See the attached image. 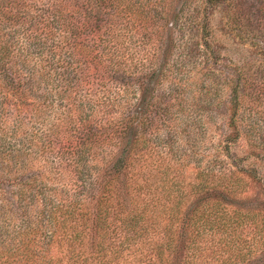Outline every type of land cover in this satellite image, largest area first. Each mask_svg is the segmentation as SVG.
Instances as JSON below:
<instances>
[{"label": "rangeland", "instance_id": "obj_1", "mask_svg": "<svg viewBox=\"0 0 264 264\" xmlns=\"http://www.w3.org/2000/svg\"><path fill=\"white\" fill-rule=\"evenodd\" d=\"M87 2L67 0L71 16L39 23L38 31L29 19L10 24L16 45L31 27L46 37L15 83L0 81V244L20 240L25 219L35 232L41 226L42 202L27 212L15 206L22 179L68 205L89 188L73 152L90 150L89 178L96 180L119 146L138 137L147 147L139 144L105 205L107 251L132 235L125 218L148 208L146 234L138 232L136 245L124 243L122 258L110 255L109 264H264V0ZM35 5L55 13L47 0ZM153 73L160 79L144 93L141 84ZM135 114L141 123L129 126L124 120ZM125 128L134 129L122 137ZM226 169L235 174L218 173ZM162 190L180 195L178 221H166ZM200 201L201 208L218 204L220 217L212 216L213 229L192 233L185 222ZM62 249L55 260L67 264ZM5 259L1 254L0 264Z\"/></svg>", "mask_w": 264, "mask_h": 264}, {"label": "trees", "instance_id": "obj_2", "mask_svg": "<svg viewBox=\"0 0 264 264\" xmlns=\"http://www.w3.org/2000/svg\"><path fill=\"white\" fill-rule=\"evenodd\" d=\"M37 1L38 0H0V81L2 82L10 84L15 83V75L17 76L19 73L20 75L22 74L21 71L25 70L24 67L27 61L30 60L29 57L31 54H33L31 49L36 43V46H41L42 39L46 37L40 34H34V32L31 31V27V29H29L30 34L27 33L28 36L24 38L25 40L16 45L9 40L10 30L12 29L10 24H26L25 21L29 19L28 21H30L31 24L37 26L36 28L38 31L40 28L39 23H41L42 27H45L47 22H50L49 20L61 24V19L63 21L67 20L66 18L70 17L72 14L67 0H47L49 9H52L51 3L56 8L55 13L40 9L35 5ZM98 1L99 0H88L87 4L94 7ZM31 39L34 41L32 42ZM158 77L160 79V75L157 73L151 74V76L141 84V90L144 91V93H148L157 85ZM141 118V114H135L126 117L124 121H127L129 126L132 123L138 125V123H141ZM133 129L134 128H125L124 132L121 133L122 137H126ZM141 140L140 142L138 137H136L133 140H128L123 147L119 146L110 168L106 169V167L96 180H91L89 178V173L92 172V168H89L87 164L90 150H86L85 156L81 157H76L77 152H73L72 156L73 154L75 155L73 157L75 158V162L74 164L71 162V164L78 173L81 174L83 182L85 181L84 179H86L85 176H88L89 188L85 187L87 189L85 193L75 194L71 200L72 202L68 205L57 203L53 200L49 194L44 192L45 190H43L44 186L42 184L39 185L38 182H29L28 180L22 179L26 181V184L16 193L18 201L17 204L15 203V206L20 209L21 212H23V210L27 212L30 208L42 202L44 207L37 215V218L41 222V226H37V232H35L33 226L31 227L30 221L25 219L23 222V231H19L16 234L21 239L12 242V244H0V255L3 254L6 258V262L8 264H63L65 259L63 260L61 258L55 260V255H57L64 246L68 247L66 251L70 254L67 264H109L108 258L110 255L114 256L116 260L122 258L121 253L126 248V246L124 247L123 245L126 243L127 245H131L132 243L136 245L137 242L133 241L135 237L138 236V232L142 233L141 235L146 234V231L144 234L142 231L145 230L144 227L147 222L145 220H149V218H147V212L150 210L148 208L144 209L145 214L143 215H141V211L137 210L134 215L127 216L125 218L127 220L126 224L130 232H132V235L125 236L124 242H122L117 249L107 251L105 239L108 236L107 227L109 222L106 218L105 205L111 190L110 187H112L116 178L119 179L117 176L123 173L124 176L128 175V168L133 166V161H135L136 156L142 149L139 148V144H142L143 149L147 147L148 139L143 138ZM119 151L120 153L118 155ZM3 165L4 162L0 167ZM2 168L4 169V166ZM250 170L251 169H242L240 171L252 175L259 180L257 173L254 170ZM218 173L222 174V176H227L229 174L233 176L235 174V172L230 169L222 170ZM205 174L209 175L207 172ZM123 182L130 184L126 179H124ZM169 183L170 181L166 179V186ZM174 184L176 183H173V185ZM166 186L164 185L163 188L166 189ZM205 189L206 187L202 186V190ZM162 192H164V197L166 199V221H178L180 219L182 204L180 195H174L173 192L175 191L170 190H162ZM83 198H85V200H83ZM160 199L161 198L158 197L157 200L153 202V206L158 205L159 203H156L159 202ZM151 202L152 200L150 202H144L142 205L149 207L151 206ZM83 203H86L85 206H82ZM89 203L90 205L93 204L91 208L88 207ZM203 203V201H200V203H198L199 207L197 208H193L192 206L189 211V218H186V221H188L185 222L188 226L184 227V229H189L191 227L192 233L197 232L201 227L204 229V232L207 227L213 229V222L211 221L212 216L216 214V217H220V206L209 202L204 204V207L201 208ZM81 206L84 209H82ZM44 220L50 224L49 230H43L42 226L44 225ZM168 225H166V228ZM86 232H88V234ZM38 233L42 235V237L38 239L39 241L35 238V235ZM197 234L201 237L200 231H198ZM31 235H33L32 238ZM87 235L90 236L89 242H87ZM65 239L67 240V245H65ZM40 240H43V242ZM62 251L63 249L61 253ZM87 251L90 252L87 253ZM153 251H155L157 255L159 254L162 256L160 251ZM124 259H126L127 263L128 258L124 257L123 260ZM159 262L162 263V257L159 259Z\"/></svg>", "mask_w": 264, "mask_h": 264}]
</instances>
